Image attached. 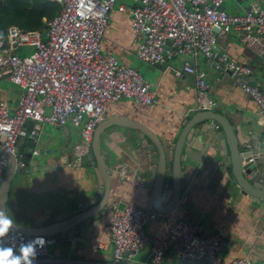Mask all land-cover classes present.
<instances>
[{
  "label": "built area",
  "instance_id": "built-area-1",
  "mask_svg": "<svg viewBox=\"0 0 264 264\" xmlns=\"http://www.w3.org/2000/svg\"><path fill=\"white\" fill-rule=\"evenodd\" d=\"M55 1L60 10L44 29L10 24L5 37H0V78L6 76L23 89L14 109L0 99V134L5 136L1 143L6 151H14L18 141L29 134L25 127L28 119L34 120V124L69 121L80 126L69 162L79 165L91 149L93 130L109 103L129 97L150 104L155 91L136 67L103 50L101 41L109 27L110 11L118 0ZM132 1V6L119 1L116 8L130 12L136 57L155 64L182 54L193 58L198 54L216 55L264 114V85L247 79L250 66L231 59L226 51L215 52L217 37L237 29L247 47L257 55L264 54V8L258 0H251L243 13L227 11L222 5L224 0ZM22 46H30L32 51L19 54L16 49ZM166 66L177 76H192L194 110L213 107L210 83L195 62ZM34 131L32 128L30 133ZM262 141L264 145V131ZM7 164L6 154L0 153V185ZM112 171L138 189L146 187L147 177L125 161L115 164ZM107 214L106 228L113 244L111 261L62 258V264H129L145 245L149 246L152 264H160L167 249L182 259L181 264H194L198 259H204L206 264H253L247 255L222 256L221 234L206 231L194 222L188 209L172 222H168L169 213L131 203L123 207L113 204L107 208ZM150 219L166 224L167 234L150 236L146 229ZM37 236H43L47 243L42 249L38 242L33 245L36 255L29 257L31 264H56L59 258L52 256L48 248L56 240L52 234L10 228L0 237V246L18 250L20 256L21 246ZM21 264H25L23 259Z\"/></svg>",
  "mask_w": 264,
  "mask_h": 264
},
{
  "label": "crops",
  "instance_id": "crops-1",
  "mask_svg": "<svg viewBox=\"0 0 264 264\" xmlns=\"http://www.w3.org/2000/svg\"><path fill=\"white\" fill-rule=\"evenodd\" d=\"M250 1L224 0L222 5L231 13H243ZM258 1L264 8V0ZM240 34V30L231 29L225 35L218 36L215 52L226 51L231 59L250 66L251 73L246 76L247 79L263 86L264 54L257 55L247 47ZM133 36L129 10L122 12L113 8L109 27L101 41L103 50L116 56L120 62L134 66ZM214 57L217 56L198 54L193 58L189 54H182L150 64L146 80L155 91L153 102L142 104L122 97L108 104L102 118L128 117L150 127L162 138H174L182 123L196 111L192 108L195 91L191 75L185 73L177 76L166 65L180 66L188 61L195 62L204 71L214 100L212 108L228 112L231 121H243L247 131L238 133L242 138L263 140L264 114L232 74L225 72L219 77L215 66L219 65L220 60ZM22 93L23 89L11 79L6 76L0 78V99L6 100L10 108L17 106ZM64 124L65 128L58 123H33L30 130L34 128V133L29 131L16 145L18 159L29 161L30 167L36 168L27 176L17 172L10 184L5 210L19 224L37 227L65 218L72 212L71 209L79 211V205L84 202L83 197H79L80 189L86 182L91 165L87 164V157L79 165L69 163L73 145L80 135V126L69 121ZM126 129L125 126L117 128L105 125L100 133V144L114 154L116 164L125 161L149 180V174L145 171L147 163L141 153L129 144L130 138L123 133ZM189 138L190 145L187 142L184 144L187 148L184 154L189 155L183 167L185 192L180 197L179 205L169 212L168 222L188 209L194 222L201 224L206 231L221 234L223 242L219 253L222 256L247 255L253 264H264V207L252 201L248 195L228 187L227 173L220 169L219 154L212 141L202 140L192 135V131ZM34 149L38 152H34ZM28 152L31 155L26 158ZM92 177L96 180L95 175ZM128 203L154 209L147 189H138L112 175L110 195L101 213L88 218V223H84L79 232L75 226L55 235V242L48 246L52 256L59 258L56 264H62V258L110 262L113 244L106 228L107 208L113 204L123 207ZM91 205L89 203L86 207ZM146 229L152 237L167 234V225L158 219H150ZM148 251V245L139 248L129 264H152ZM13 254L18 256L19 251L13 250ZM181 262L177 254L167 249L160 264ZM194 264L206 262L198 259Z\"/></svg>",
  "mask_w": 264,
  "mask_h": 264
},
{
  "label": "water",
  "instance_id": "water-1",
  "mask_svg": "<svg viewBox=\"0 0 264 264\" xmlns=\"http://www.w3.org/2000/svg\"><path fill=\"white\" fill-rule=\"evenodd\" d=\"M214 58L218 60V57ZM215 67L219 77L225 72L230 73L221 62ZM230 118L231 115L228 112H219L216 108L196 110L182 123L174 138H162L150 127L128 117L101 118L93 130L91 149L87 155V164L91 165V169L85 179L86 182L80 189L79 197L84 199L83 204L79 205L80 210L75 212L71 209L72 212H69L67 217L37 227H29L13 221L11 229L24 233L57 235L76 226L79 232L80 227L88 223V218L101 213L110 195L112 175H115L112 169L116 164L114 154L100 144V133L105 125L127 128L123 130V133L130 138L129 144L141 153L140 155L147 163L148 168H145V171L149 174V180L144 189L150 192L154 209L169 213L179 205L180 197L185 192L184 162H187L189 156L184 154L187 152L184 144L187 142L190 145L191 131L192 135L195 134L202 140L212 141L217 147L219 166L227 173L228 187L248 195L252 201L264 207L263 141L242 138L238 133L247 131L244 122L231 121ZM33 123L34 120H27V132L30 131ZM60 125L65 128L64 123ZM4 137L0 134V153H5L8 158L0 185V209L3 210H5L11 181L17 172L27 176L36 169L30 167L29 161L18 159L17 147L14 151H6L1 143ZM30 155L31 153L28 152L26 158ZM93 175L96 176V180H93ZM89 203L92 205L86 207ZM6 216L9 217L7 212Z\"/></svg>",
  "mask_w": 264,
  "mask_h": 264
},
{
  "label": "trees",
  "instance_id": "trees-1",
  "mask_svg": "<svg viewBox=\"0 0 264 264\" xmlns=\"http://www.w3.org/2000/svg\"><path fill=\"white\" fill-rule=\"evenodd\" d=\"M59 10L60 4L55 0H0V37H5L10 24L44 29Z\"/></svg>",
  "mask_w": 264,
  "mask_h": 264
},
{
  "label": "clouds",
  "instance_id": "clouds-1",
  "mask_svg": "<svg viewBox=\"0 0 264 264\" xmlns=\"http://www.w3.org/2000/svg\"><path fill=\"white\" fill-rule=\"evenodd\" d=\"M11 227H13V219L6 216L5 210L0 209V237L7 234ZM37 242L41 249L47 243L43 236H37L35 240L21 246L20 256H15L12 248H0V264H21L22 259L25 264H31L29 257L35 258L36 253L33 245Z\"/></svg>",
  "mask_w": 264,
  "mask_h": 264
},
{
  "label": "rangeland",
  "instance_id": "rangeland-1",
  "mask_svg": "<svg viewBox=\"0 0 264 264\" xmlns=\"http://www.w3.org/2000/svg\"><path fill=\"white\" fill-rule=\"evenodd\" d=\"M125 1H126V3L128 2L127 4L129 6H132L133 3H134L132 0H125ZM117 2L115 4L114 8L117 7ZM16 51L19 54H28V53H30L32 51V47H30V46H22V47L17 48ZM134 56H135V54H134ZM132 60H133L132 64L138 69V71L144 76V78L145 79L148 78V76H149L148 72H149L150 64L148 62L136 57V56L133 57ZM17 149H18V147H17Z\"/></svg>",
  "mask_w": 264,
  "mask_h": 264
}]
</instances>
